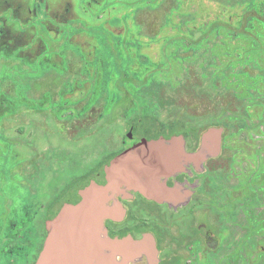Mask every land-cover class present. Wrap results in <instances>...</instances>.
I'll return each mask as SVG.
<instances>
[{"label":"rangeland","instance_id":"rangeland-1","mask_svg":"<svg viewBox=\"0 0 264 264\" xmlns=\"http://www.w3.org/2000/svg\"><path fill=\"white\" fill-rule=\"evenodd\" d=\"M160 1L48 0L50 21L45 30L51 43L47 41L42 45V57L46 58L41 72L43 116L47 115L49 119V109L57 116L65 112L67 115L70 108L74 119L73 128L67 127V130L62 125L51 129L49 120L43 122V130L48 132L43 135L41 143L40 178L34 180L41 181L43 187L46 181L50 184L59 179L61 172L58 175L54 173L60 170L57 161L66 155L64 150L71 142L67 133H73L75 144L80 138L93 142L100 134L124 141L129 132L133 136L180 133L186 125L198 120L199 115L206 114L209 118L210 114H218L223 107L235 110L233 102L238 101L234 98L242 100V96L247 100L243 114L249 120L228 115L229 126L227 123L223 126L206 124L208 121L205 119L194 124L191 131L198 133L211 126L221 127L222 148L227 150L234 178L231 180H251L258 171L262 172L260 178L264 180V103L256 102L264 99V52L258 50L259 40L264 41V25L250 18L251 26L248 28L258 35L259 40L254 37L252 42L250 39L243 42V38L227 37L223 27L212 28L206 30V41L202 42L205 48L192 47L194 37L199 35L194 29L198 25L204 23L201 26H206L207 22L209 25L216 18L226 20V13L259 5L251 0H181L178 8L169 5L171 9H168V4L158 7ZM165 11L169 14L175 11V14L164 21ZM181 28L183 32L179 31ZM55 29H59L57 34ZM74 32L81 33L72 35ZM191 33H195L191 40L185 37V42H170L177 39H171L174 36ZM50 48L54 52L49 51ZM0 52L4 63L9 64L1 66L0 75L8 77L9 84L22 83L19 56L11 51ZM173 52L177 53L174 55ZM212 53L220 59L215 66L219 69L228 66L224 69V81L213 90L212 99L177 91L170 93L168 88H154L157 84L176 83L181 76V68L191 67L196 62H193L194 58L204 65ZM177 54L182 55V60L177 58ZM53 64L56 65L55 70ZM65 73L70 80L62 79ZM122 77L130 81L134 78L135 83L122 84ZM137 80L140 86L136 84ZM156 94L162 99L161 104H158ZM70 150L76 160H82L84 154L80 148L75 146ZM21 159V156L9 159L10 168L15 167L17 171L11 174V193L13 187L18 189L15 182L20 177L19 172L23 175L24 162ZM12 209L10 215L13 217ZM22 223L21 219L11 221V234L19 230Z\"/></svg>","mask_w":264,"mask_h":264},{"label":"flooded vegetation","instance_id":"flooded-vegetation-1","mask_svg":"<svg viewBox=\"0 0 264 264\" xmlns=\"http://www.w3.org/2000/svg\"><path fill=\"white\" fill-rule=\"evenodd\" d=\"M30 1L0 0V51L22 57L18 59L23 75L22 83L15 82L16 85L0 75V264H34L47 234L45 221L53 218L64 204L78 202L80 191L101 174L107 163L126 157L132 145L142 139H169L181 134L186 151L196 153L203 137V132L139 136L131 133L123 141L100 134L93 142L80 138L75 144L73 133L66 132L71 142L64 150L66 155L57 161L60 170L54 174L61 172L58 181H46L44 187L41 181H34L40 178L41 143L48 132L43 130V122L47 119L51 129L62 125L67 130L73 128L74 118L70 108L67 115L65 112L57 116L49 109V119L43 116L41 72L46 58L42 57V45L49 42L45 30L50 21L49 2ZM54 31L57 34L59 29ZM1 58L2 52L0 68L8 66ZM75 146L83 151L81 161L70 150ZM222 147L223 134L216 154L190 158L180 170L161 177L162 187L154 192L156 197L122 187L109 201L110 205L117 203L119 211L104 220L107 235L148 242V253L140 254L130 264H264L263 181L255 182V176L251 180H231L234 178L229 155ZM11 156H21L24 162L23 175L19 172L15 182L18 189L13 187L12 193L11 174L17 171L10 168ZM18 219L23 223L11 234V221Z\"/></svg>","mask_w":264,"mask_h":264},{"label":"water","instance_id":"water-1","mask_svg":"<svg viewBox=\"0 0 264 264\" xmlns=\"http://www.w3.org/2000/svg\"><path fill=\"white\" fill-rule=\"evenodd\" d=\"M222 131L214 126L203 131L202 145L196 153L186 151L181 134L169 139H142L129 147L126 157L107 163L101 174L80 191L78 202L64 204L45 221L47 234L34 264H130L140 254H147L145 239L107 235L104 220L119 211L118 204L113 201L110 205L109 201L122 187L156 197L154 192L162 187L161 177L180 170L190 158L216 154Z\"/></svg>","mask_w":264,"mask_h":264},{"label":"trees","instance_id":"trees-1","mask_svg":"<svg viewBox=\"0 0 264 264\" xmlns=\"http://www.w3.org/2000/svg\"><path fill=\"white\" fill-rule=\"evenodd\" d=\"M238 1H241V0H238ZM251 1L253 4L259 5V6L258 7L249 6L248 8L241 9V10H238V11L233 12V13H231V12L226 13V17H225L226 20L216 18L214 20H211V23L209 25H208V22L205 23L206 26H201L204 23H202L201 25H198L197 27L194 28V29H196V31L198 30V33H199V35H197L198 38L194 37L195 33L183 34V35L180 34V36L178 35V36L172 37L171 39H173L175 37H177V39L170 40V42H174L175 40L180 41V42H183V41L185 42L186 41L185 37H188V39L191 40L192 36H193L194 41H193L192 47H195V48L201 47L202 48L204 45V43H202V42L206 41L205 40L206 35L208 34V33H206V30L212 29V28H222V27L225 29L226 34L228 35L227 37L232 36V37L237 38L239 40H241L243 38L242 39L243 42H246V39L251 40V38H254V37L259 40L258 35L253 34L248 27L251 26L250 20L252 18L258 20V22H261L264 25V7L262 6L264 4V0H251ZM181 2H182L181 0H162V1H160V4L158 5V7H160L164 4H168V9L170 8L169 5H171V6L173 5L171 8H173V7L178 8L179 4ZM165 12L166 13H164V15H163L164 21H167L168 18L172 17L175 14V11L172 12L171 14H169V11L168 12L165 11ZM195 17H196V15L193 16L194 19H195ZM217 17H219V16H217ZM220 17L224 18V16H222V15ZM179 31L183 32L182 28ZM248 42H250V41H248ZM251 42H252V40H251ZM235 44H238V43H235ZM259 44H260V46H258V50L264 52V41L262 42L261 40H259ZM251 46H252V44H251ZM203 48H205V47H203ZM176 53H174V55ZM181 56L182 55L177 54V58L181 59L180 58ZM185 56H188V55H185ZM244 56H245V53H244ZM208 57H209V59L206 60V63L204 65L199 60H197V58H194L193 62L194 61H196V62H194L191 67L181 68L182 69L181 76H180V78L177 79L176 83L166 84V83H163V81H161L160 83H163V85L157 84V85H155L154 88H159V89L160 88H168L167 92L169 91L170 93H172L173 91H177L178 93H180V92L189 93V94L194 95V96H198V97H202V98L206 96L207 98L212 99L213 90L215 88H219L220 86L218 83H222V81H224L223 80L224 79L223 74L225 71L224 69L227 68L228 66H225V68L222 67L221 69H219V66H215L216 63L218 61H220V59L216 55V53H212V56L209 55ZM147 73H150V70ZM255 73H257V72H255ZM66 74L64 76H62V79L64 81L70 80L69 76H66ZM250 76H252V74ZM120 81L122 82V84L135 83L134 78L132 81H130V80H127V78L122 77ZM138 82L139 81L137 80L136 81L137 85H139ZM223 87L229 88V87H225V86H223ZM151 88H153V86ZM158 97H159V95L157 96V94H156L155 98L157 99L158 104H161L162 99H160ZM242 98H243L242 100H237V99H240V97H238L237 99L234 98L235 101H238V103L233 102V106H235V108H234L235 110L229 111L228 109L223 107L222 110H220L218 112V114H216V115L210 114L209 118H206V114L199 115L198 120L195 119L192 123H190V124L187 123L188 125H186L185 129L180 131V133L187 134V133L192 132L194 130V124L197 125L198 123H202L201 121H203L205 119L208 121L206 124H210V125L211 124L212 125L217 124V125H223V126H225L226 123L228 125V122H227V121H229L228 115L234 116V117L241 116V118H239V119L249 120L248 116H245L243 114V110L246 107L245 103L247 100L244 99V98H246L245 96L244 97L242 96ZM256 102L264 103V99L263 100H256ZM168 103L173 104L171 101H168ZM237 104L239 106H237ZM162 125H164V124L162 123ZM261 173L262 172H260V171L256 172V175L254 178L255 182L257 180L262 181V179L260 178ZM263 184H264V180H263ZM41 225H42L43 235H44V221H42Z\"/></svg>","mask_w":264,"mask_h":264}]
</instances>
